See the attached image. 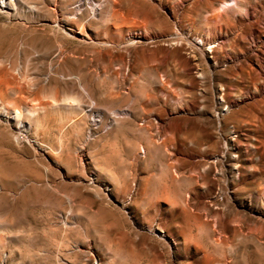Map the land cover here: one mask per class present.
I'll list each match as a JSON object with an SVG mask.
<instances>
[{"label":"rangeland","instance_id":"rangeland-1","mask_svg":"<svg viewBox=\"0 0 264 264\" xmlns=\"http://www.w3.org/2000/svg\"><path fill=\"white\" fill-rule=\"evenodd\" d=\"M262 200L264 0H0V264H264Z\"/></svg>","mask_w":264,"mask_h":264},{"label":"bare ground","instance_id":"bare-ground-1","mask_svg":"<svg viewBox=\"0 0 264 264\" xmlns=\"http://www.w3.org/2000/svg\"><path fill=\"white\" fill-rule=\"evenodd\" d=\"M251 197H252V196H251ZM257 201H258V200H257ZM262 201H264V200H262ZM262 201H261V202H262ZM251 204H252V203H251ZM262 204H263V203H262ZM263 205H264V204H263Z\"/></svg>","mask_w":264,"mask_h":264}]
</instances>
